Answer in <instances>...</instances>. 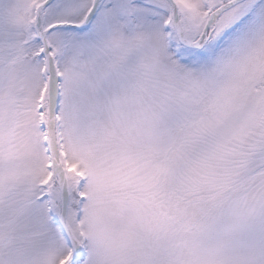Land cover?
Instances as JSON below:
<instances>
[{
	"label": "snow or ice",
	"instance_id": "6c2138e0",
	"mask_svg": "<svg viewBox=\"0 0 264 264\" xmlns=\"http://www.w3.org/2000/svg\"><path fill=\"white\" fill-rule=\"evenodd\" d=\"M0 264H264V0H0Z\"/></svg>",
	"mask_w": 264,
	"mask_h": 264
}]
</instances>
